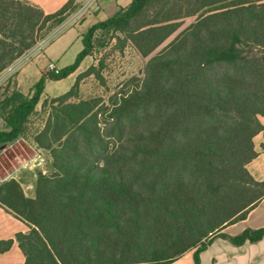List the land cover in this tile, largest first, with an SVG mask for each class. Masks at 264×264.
I'll return each instance as SVG.
<instances>
[{"label":"trees","instance_id":"1","mask_svg":"<svg viewBox=\"0 0 264 264\" xmlns=\"http://www.w3.org/2000/svg\"><path fill=\"white\" fill-rule=\"evenodd\" d=\"M79 7L67 0L47 13L0 0V74ZM99 33L150 56L144 76L108 104L68 102L82 76H99L92 64L43 100L47 117L31 136L51 174L37 173L32 197L14 178L0 183V206L29 226L16 234L23 264H169L191 249L200 264L220 231L264 197V181L246 168L264 131V0H131L87 28L75 60L31 93L0 84V147L26 133L45 80L74 72ZM263 237L264 227L227 236L237 246ZM11 244L0 241V252Z\"/></svg>","mask_w":264,"mask_h":264},{"label":"crops","instance_id":"2","mask_svg":"<svg viewBox=\"0 0 264 264\" xmlns=\"http://www.w3.org/2000/svg\"><path fill=\"white\" fill-rule=\"evenodd\" d=\"M30 1L37 3L45 12L50 13L60 8L67 0ZM79 2L80 7L55 28L47 38L0 74V84L5 83L14 73L15 86L24 94L31 93L33 85L46 73L49 61L54 62L59 69L69 65L68 62V64L63 62V59L69 53V61L75 60L83 48L82 33L91 25L115 15L120 7L128 6L131 0H79ZM64 29L66 34L72 35L67 40H72L69 41L70 46L68 42L66 44V41H62L64 43L60 46V50L51 48L52 43L49 45V41L52 36ZM62 37L63 35L58 40ZM75 43L77 46L72 52L71 47L76 45ZM88 57L91 56H86L78 68L63 79L75 78L87 67H82V65ZM63 79L47 78L41 98L46 92L52 95L57 94L52 82ZM49 89H54V91L50 92ZM259 119L264 125V116H260ZM5 129L6 124L0 117V130ZM253 145L257 155L247 163L246 168L255 180L264 181V131L258 132L253 137ZM46 157L50 162L48 152L38 148L32 136L26 132L16 140L0 147V183L14 178L21 184L26 195L34 196L35 179L39 171H44L42 162ZM261 227H264V197L248 211L245 218L227 225L220 231L226 236H216L210 245L199 253L200 264H264V237L257 242L246 241L239 246L232 244L227 238V236L241 233L246 228ZM28 230L29 226L24 220L6 206H0V241L12 240L9 249L0 252V264L24 263L25 257L16 240V234ZM193 254L194 249L188 250L169 264H195Z\"/></svg>","mask_w":264,"mask_h":264},{"label":"rangeland","instance_id":"3","mask_svg":"<svg viewBox=\"0 0 264 264\" xmlns=\"http://www.w3.org/2000/svg\"><path fill=\"white\" fill-rule=\"evenodd\" d=\"M190 21L191 19H188L186 20V23H189ZM61 35H63V37L58 40ZM71 36V34H66L65 29L60 30L52 36L51 40L49 41V45L52 43L51 48L60 50V46H62L64 43L62 41H66V44L68 42V46H70V40H67ZM98 40L101 42L99 43ZM95 42L96 43L93 49L92 56L90 58H86L82 65V67H87L79 72V74L75 78L68 77L58 82H52V84L56 87L55 91H57V94L52 95L46 92L42 96L41 101L37 106V110L30 116L28 124L26 126V132L29 135H36L45 123L47 110L45 111L42 107L43 100L47 99L50 101L51 98L60 96L68 91L73 86L75 79L81 73L86 71L92 64L96 66L99 76L94 74L82 76L79 80L78 86L75 89L76 96L70 98L68 102H80L82 100L97 98L99 99V107L101 103L108 104L109 97H113L117 91L122 88L125 89L130 79L143 78L145 65L150 56L143 57L130 46L119 49V42H117V39L111 38L107 34L99 33L96 37ZM75 44L76 45H73L71 47L72 52L77 46V43ZM255 50L256 49H253V51ZM29 51L25 55H27ZM69 56L70 55L68 53V55L63 59V62H66V64H70L73 62V60L69 61ZM14 75L15 74L13 73L9 78L12 80V85H15ZM49 91L53 92L54 89H49ZM48 104H50V102H48ZM42 163L44 172L46 174H51V162H49L47 157Z\"/></svg>","mask_w":264,"mask_h":264},{"label":"built area","instance_id":"4","mask_svg":"<svg viewBox=\"0 0 264 264\" xmlns=\"http://www.w3.org/2000/svg\"><path fill=\"white\" fill-rule=\"evenodd\" d=\"M46 72H53V73H58L59 72V68L54 64V62L49 61L47 64V68H46ZM40 161V160H39ZM44 172V171H43Z\"/></svg>","mask_w":264,"mask_h":264}]
</instances>
